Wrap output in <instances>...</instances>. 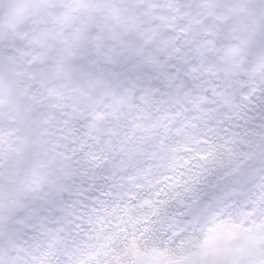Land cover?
<instances>
[{
	"label": "snow or ice",
	"instance_id": "obj_1",
	"mask_svg": "<svg viewBox=\"0 0 264 264\" xmlns=\"http://www.w3.org/2000/svg\"><path fill=\"white\" fill-rule=\"evenodd\" d=\"M0 264H264V0H0Z\"/></svg>",
	"mask_w": 264,
	"mask_h": 264
}]
</instances>
